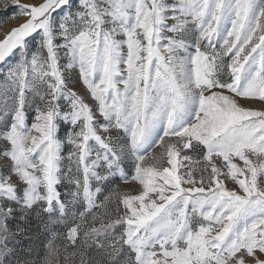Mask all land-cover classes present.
<instances>
[{"label":"snow or ice","instance_id":"6c2138e0","mask_svg":"<svg viewBox=\"0 0 264 264\" xmlns=\"http://www.w3.org/2000/svg\"><path fill=\"white\" fill-rule=\"evenodd\" d=\"M0 10V264H264V0Z\"/></svg>","mask_w":264,"mask_h":264},{"label":"rangeland","instance_id":"374dc122","mask_svg":"<svg viewBox=\"0 0 264 264\" xmlns=\"http://www.w3.org/2000/svg\"><path fill=\"white\" fill-rule=\"evenodd\" d=\"M30 2H32V0H20V3H30ZM12 11L13 9L10 8L7 14L9 17L11 16ZM0 20L4 21L3 24H0V38H2L5 32L10 30L12 27L16 26L21 21V18L20 17L7 18L5 13L2 10H0Z\"/></svg>","mask_w":264,"mask_h":264}]
</instances>
